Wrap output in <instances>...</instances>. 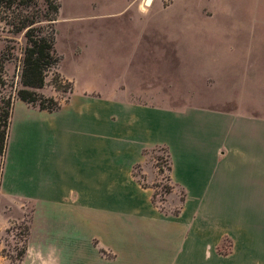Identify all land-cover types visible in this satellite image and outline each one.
I'll return each mask as SVG.
<instances>
[{"label":"crops","instance_id":"crops-1","mask_svg":"<svg viewBox=\"0 0 264 264\" xmlns=\"http://www.w3.org/2000/svg\"><path fill=\"white\" fill-rule=\"evenodd\" d=\"M143 2L90 0L83 13L74 0L62 17L58 0L56 71L71 93L39 90L60 103L54 112L14 101L0 171V235L12 219L6 214L22 216L21 206H29L18 264H239L217 254L223 238L233 243L231 258L243 245L264 259V120L118 96L123 69L148 30ZM124 11L130 39L128 51L117 54L123 44L99 26ZM60 21L69 33L58 49ZM64 48L75 77L59 70ZM106 66L121 70L113 84ZM154 148L166 152L170 183L183 194L175 216L156 208L152 190L132 175L142 151Z\"/></svg>","mask_w":264,"mask_h":264},{"label":"rangeland","instance_id":"rangeland-1","mask_svg":"<svg viewBox=\"0 0 264 264\" xmlns=\"http://www.w3.org/2000/svg\"><path fill=\"white\" fill-rule=\"evenodd\" d=\"M49 1L55 3V0ZM59 1L62 17L73 12L74 0ZM79 1L85 13L90 0ZM36 2L37 8H44V0ZM145 7L143 21L146 28L148 24V30L137 43L129 67L123 69L120 100L170 108L197 106L240 112L264 120V0H154V4ZM127 15L124 11L120 18L100 21V29L112 31L107 38L123 44L124 49L117 50V54L128 51ZM68 29L64 21L59 22L58 49L66 41ZM5 32L6 28L0 25V51L4 46L13 47V59L4 65L7 86L2 94L7 95L17 86L23 38L22 34L12 37ZM5 37L14 41L5 42ZM59 70L65 77H75L72 57L65 48ZM102 70L111 84L121 77L117 67L106 66ZM51 77L52 72L45 79V93L66 97L54 90ZM143 156V161L133 168V177L152 190L157 208L173 211L179 205L181 192L172 187L169 194L164 193V186L172 185L168 181L166 152L154 148L145 151ZM2 159L3 154L0 171ZM21 208H25L22 216L20 212L6 214V218L12 219L0 235V263L18 264L29 219V206ZM233 249L232 241L223 238L216 252L239 264H264L263 258L258 260L250 251L240 250L241 253L231 258Z\"/></svg>","mask_w":264,"mask_h":264},{"label":"trees","instance_id":"trees-1","mask_svg":"<svg viewBox=\"0 0 264 264\" xmlns=\"http://www.w3.org/2000/svg\"><path fill=\"white\" fill-rule=\"evenodd\" d=\"M58 7V0H55V3L44 0L43 9L37 8L36 0H0V25L6 28L5 33L8 36L14 37L22 34L23 38V46L19 49L20 67L17 86L12 93L7 95L2 94L7 86L3 77L4 65L13 59V47L4 46V49L0 51V155L4 153L6 146L13 101H21L40 111L54 112L58 110L60 103L57 100L44 97L39 92L44 87L45 79L50 72H52L51 85L54 90L66 95L71 93V83L63 79L56 71L60 60V57L54 51V22ZM3 40L8 43L14 41L12 38L7 39V37ZM144 153L145 151H142L143 155ZM166 170L167 173L170 172V165ZM172 187L170 184L169 187L164 186V193L169 194ZM151 200L154 204L153 195ZM182 201L183 194L181 192L179 203L181 204ZM158 209L163 213L175 216L178 213L179 206L171 212L161 208ZM24 252L25 245L18 254V262Z\"/></svg>","mask_w":264,"mask_h":264},{"label":"water","instance_id":"water-1","mask_svg":"<svg viewBox=\"0 0 264 264\" xmlns=\"http://www.w3.org/2000/svg\"><path fill=\"white\" fill-rule=\"evenodd\" d=\"M151 0H144L143 4L144 6H148L150 4Z\"/></svg>","mask_w":264,"mask_h":264},{"label":"bare ground","instance_id":"bare-ground-1","mask_svg":"<svg viewBox=\"0 0 264 264\" xmlns=\"http://www.w3.org/2000/svg\"><path fill=\"white\" fill-rule=\"evenodd\" d=\"M151 2H152V0H151ZM151 2H150V4L148 5V7L151 5Z\"/></svg>","mask_w":264,"mask_h":264}]
</instances>
